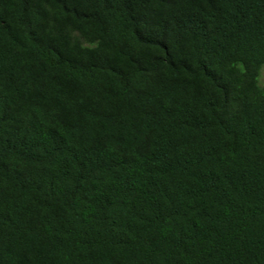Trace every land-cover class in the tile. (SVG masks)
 <instances>
[{
  "label": "trees",
  "instance_id": "obj_1",
  "mask_svg": "<svg viewBox=\"0 0 264 264\" xmlns=\"http://www.w3.org/2000/svg\"><path fill=\"white\" fill-rule=\"evenodd\" d=\"M264 0H0V264H264Z\"/></svg>",
  "mask_w": 264,
  "mask_h": 264
},
{
  "label": "rangeland",
  "instance_id": "obj_2",
  "mask_svg": "<svg viewBox=\"0 0 264 264\" xmlns=\"http://www.w3.org/2000/svg\"><path fill=\"white\" fill-rule=\"evenodd\" d=\"M257 82L259 86L264 85V68L262 69L261 75L259 74Z\"/></svg>",
  "mask_w": 264,
  "mask_h": 264
}]
</instances>
